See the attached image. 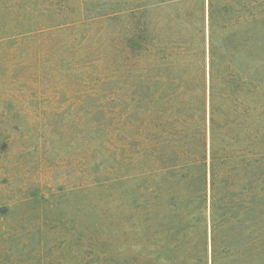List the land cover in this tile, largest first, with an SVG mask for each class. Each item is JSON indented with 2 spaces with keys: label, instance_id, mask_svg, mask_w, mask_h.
Listing matches in <instances>:
<instances>
[{
  "label": "rangeland",
  "instance_id": "1",
  "mask_svg": "<svg viewBox=\"0 0 264 264\" xmlns=\"http://www.w3.org/2000/svg\"><path fill=\"white\" fill-rule=\"evenodd\" d=\"M262 17L255 29L248 16L233 27L227 13L221 31L226 58L242 50L234 66L247 80V107L253 58L264 55L256 45L264 42ZM132 24L155 41L173 37L205 50L208 79V0H0V264H213L209 185L199 245L188 229L190 212L186 235L176 240L149 236L145 217L131 208L147 169L141 158L133 169L129 159L131 86L142 98L140 121L177 111L160 101L171 88L161 71L148 68L131 80ZM194 74L181 72L186 114ZM258 75L264 86V70ZM151 180L156 186L158 178ZM158 195L163 205L154 213L160 212L157 224L167 217L166 227L178 210L170 205L172 193ZM246 247L243 236L224 264H255Z\"/></svg>",
  "mask_w": 264,
  "mask_h": 264
},
{
  "label": "trees",
  "instance_id": "2",
  "mask_svg": "<svg viewBox=\"0 0 264 264\" xmlns=\"http://www.w3.org/2000/svg\"><path fill=\"white\" fill-rule=\"evenodd\" d=\"M247 1L250 0H208V79L205 50L187 49L173 37L159 36L155 41L150 39V34L145 37L138 32L137 24H132L129 36L131 80L135 81L148 68L158 69L162 72L160 80H168L171 87L168 97H161L160 101L166 99L163 105L172 104L177 108L172 116L160 112L140 121L137 114L142 98L137 86L134 83L131 86L130 164L134 169L141 158L147 165L143 183L138 182L132 191L131 208L135 214L141 212L145 217L149 236L151 232L176 240L186 235L184 222L192 214L193 223L188 229L199 245L203 239L199 232L200 211L207 204L209 185L213 264H224L228 256L237 255L243 236L247 240L245 254L257 259L255 264H264V102L254 100L264 88L258 75L264 70V55L256 53L253 58L249 87L253 100L249 109L242 96L247 80L234 66L242 50L237 46L231 58H226L224 32H221L226 28L223 23L227 13L231 15L233 27L246 22L248 16L255 29L258 15L262 14L264 19V0ZM258 9L261 11L257 12ZM131 13L136 20V9ZM246 29L250 28L246 26ZM236 33L234 38L239 35ZM256 45L258 50L264 48L260 40ZM143 51L147 54L146 60L142 57ZM187 69L195 72L197 86L186 114L181 72ZM153 85H158L156 77ZM152 98L150 94L148 100ZM251 117L252 121L248 122ZM153 177L158 178L156 186L152 185ZM135 180L136 176L132 181ZM158 192L172 193L170 205L178 210L166 227L167 217H162L157 224L160 212L154 213L163 205ZM204 239L207 250V230ZM200 259L201 255H197L196 260Z\"/></svg>",
  "mask_w": 264,
  "mask_h": 264
}]
</instances>
